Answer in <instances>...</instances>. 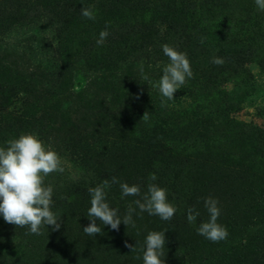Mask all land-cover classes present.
<instances>
[{
  "label": "trees",
  "instance_id": "obj_1",
  "mask_svg": "<svg viewBox=\"0 0 264 264\" xmlns=\"http://www.w3.org/2000/svg\"><path fill=\"white\" fill-rule=\"evenodd\" d=\"M89 7L94 20L81 15ZM41 17L59 25L60 72L55 79L39 65L0 54V146L31 133L67 157L87 142L146 135L150 125L172 129L169 136L131 143L123 158L92 165L69 191L54 193L58 231L44 226L42 234H31L0 215V264H143L151 231L165 232V264H264V130L252 127L248 134L222 121L229 86L244 83L250 65L264 64V11L255 0H0V34ZM105 29L109 35L97 45ZM164 44L190 62L185 106H171L156 86L150 66L158 54L166 56ZM172 163L181 164L182 214L161 220L140 212L133 203L140 197L122 196L120 183L144 193L151 171ZM113 176L120 183L106 189V202L121 219L131 204L135 226L121 222L116 231L97 220L102 232L88 236V189ZM208 197L218 201L217 222L228 232L219 242L197 232L209 220ZM189 208L199 213L191 224Z\"/></svg>",
  "mask_w": 264,
  "mask_h": 264
},
{
  "label": "clouds",
  "instance_id": "obj_2",
  "mask_svg": "<svg viewBox=\"0 0 264 264\" xmlns=\"http://www.w3.org/2000/svg\"><path fill=\"white\" fill-rule=\"evenodd\" d=\"M256 5L264 11V0H255ZM81 15L84 18L94 20L96 18L91 7L82 8ZM107 28V25H106ZM109 35L105 29L99 34L97 45H103ZM163 53L169 58L170 63L162 69V76L156 85L163 97L174 99V94L185 84L186 79L193 77L190 62L186 53H182L167 44L162 46ZM213 63L220 65L223 60L213 58ZM147 79V77H143ZM149 119L148 111L142 120ZM53 172H64L62 160L58 153L46 147L35 134H21L18 138L6 141L0 146V215L6 223L20 228H28L31 234H42L44 226H52L53 231L61 228V218L51 210L53 203V187L45 186V178ZM150 180L155 181L156 175L150 174ZM120 183L116 177L111 182L105 179L95 187L88 189L91 195L90 208L87 215L91 223L83 228L88 236H95L102 232L97 226L99 220L103 225L110 226L112 230H119L121 222L128 226L134 222L132 214L135 208L130 204L127 214L123 219L118 215V210L113 209L106 202L107 192L112 184ZM122 196H136L133 203L140 212L158 216L161 220L169 221L176 213V208L168 202L166 190L156 184L150 183L147 191L142 193L139 185L129 186L120 183ZM205 207L209 213V220L202 222L197 232L212 242H219L228 236L227 229L217 220L220 216L218 201L212 197L205 199ZM187 221L194 223L199 215L193 208L187 210ZM166 244L165 232L151 231L145 239L143 264H165L161 257L165 256ZM125 247L135 251V246L125 242ZM139 259V257H137Z\"/></svg>",
  "mask_w": 264,
  "mask_h": 264
},
{
  "label": "rangeland",
  "instance_id": "obj_3",
  "mask_svg": "<svg viewBox=\"0 0 264 264\" xmlns=\"http://www.w3.org/2000/svg\"><path fill=\"white\" fill-rule=\"evenodd\" d=\"M58 27V23L49 17L36 18L17 25L8 32L0 34V54H8L11 59H17L25 66L39 65L50 77L56 79L61 68L58 57ZM209 46H214L213 41ZM157 58L156 65L151 63L150 68L153 74L155 70L157 71L159 81L163 67L170 61L167 56L159 54ZM77 64H82V60ZM249 69L250 76L244 83L235 87L229 86L230 99L222 113L224 125L230 128L237 125L248 134L251 133L252 127L264 130V64H252ZM81 86L82 81H76L75 88L79 89ZM175 94L176 98L170 100L171 106L181 107L189 103L183 86ZM171 129L168 124H155L148 126L146 135L134 136L130 141L100 140L81 144L67 157H60L64 172H53L48 175L45 178V186L51 185L53 194L67 192L73 180L88 171L92 165L108 158L116 159L119 156L123 158L132 147L131 143H136L141 138L169 136ZM180 168L179 163L155 168L150 174L154 173L157 179L150 180L149 174L144 181L146 187L152 183L164 188L168 202L177 209L178 214H182L186 206L181 184L176 179Z\"/></svg>",
  "mask_w": 264,
  "mask_h": 264
}]
</instances>
